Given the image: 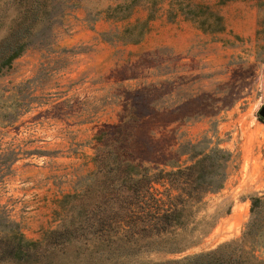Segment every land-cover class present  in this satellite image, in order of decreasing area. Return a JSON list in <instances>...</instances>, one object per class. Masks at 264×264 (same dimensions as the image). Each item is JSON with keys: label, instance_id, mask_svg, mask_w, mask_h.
Wrapping results in <instances>:
<instances>
[{"label": "rangeland", "instance_id": "obj_1", "mask_svg": "<svg viewBox=\"0 0 264 264\" xmlns=\"http://www.w3.org/2000/svg\"><path fill=\"white\" fill-rule=\"evenodd\" d=\"M121 1H55L63 13L0 68V264H25L10 256L15 247L38 256L28 264L181 259L238 241L251 197L264 195V0H195L221 16L214 32L168 20L162 2L139 39L146 7L122 18L107 10ZM18 8L0 0V40ZM214 147L228 153L221 185L201 194L161 248L61 244L49 232L94 203L115 160L169 170ZM257 215L264 224V204ZM244 248L264 260V229Z\"/></svg>", "mask_w": 264, "mask_h": 264}, {"label": "trees", "instance_id": "obj_2", "mask_svg": "<svg viewBox=\"0 0 264 264\" xmlns=\"http://www.w3.org/2000/svg\"><path fill=\"white\" fill-rule=\"evenodd\" d=\"M15 1L19 7L18 12L8 34L0 40V68L24 50L29 36L38 24L63 13V9L54 12L55 1L72 6L78 0ZM224 1L226 0H217V3ZM162 2L167 4L168 20L181 15L204 31L223 29L221 16L209 4L195 0H122L108 6L107 10L118 12L117 17L122 18L128 16L135 6L144 4L146 16L139 22L138 35L135 37L139 39L148 22L156 16ZM137 26L138 20L127 25L124 31L134 30ZM227 155L220 148H210L191 164L169 170L139 162L115 160L108 166L113 177L107 179L101 187L97 184L95 186L94 203L89 208L76 205L71 209L68 218L70 221L64 223L62 228L49 232L59 236L61 244L71 237H79L84 244L96 247L112 245L116 249L142 246L161 248L159 243H165L169 234L184 226L201 194L221 185L224 174L219 172V167ZM262 204L264 195L251 197V216L245 222L238 241L225 242L213 249L181 259L143 264H264L263 259L244 248V241L253 244L262 234L264 224H258L257 221L260 220L257 212ZM34 242L23 240L26 246ZM162 249L175 251L178 248L168 246ZM12 251L10 256L16 261L24 260L25 264L38 258L32 257L27 251L19 252L18 247L12 248Z\"/></svg>", "mask_w": 264, "mask_h": 264}, {"label": "water", "instance_id": "obj_3", "mask_svg": "<svg viewBox=\"0 0 264 264\" xmlns=\"http://www.w3.org/2000/svg\"><path fill=\"white\" fill-rule=\"evenodd\" d=\"M258 113H259L262 117H264V105L261 106V107L258 109Z\"/></svg>", "mask_w": 264, "mask_h": 264}]
</instances>
